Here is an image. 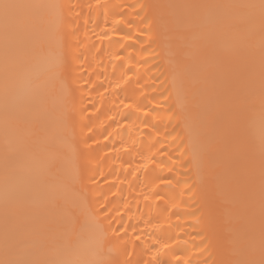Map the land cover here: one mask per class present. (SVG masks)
Here are the masks:
<instances>
[{"label":"bare ground","instance_id":"1","mask_svg":"<svg viewBox=\"0 0 264 264\" xmlns=\"http://www.w3.org/2000/svg\"><path fill=\"white\" fill-rule=\"evenodd\" d=\"M54 2L66 6V62L44 143L61 154L65 169L57 175L65 182L72 183L73 161L78 167L75 188L83 203L69 195L48 207L35 174L22 173V209L5 217L4 156L17 137L11 130L5 136L0 107V257L6 228L13 241L48 239L44 229L59 224L78 231L89 214L116 236L127 227L133 264H151L157 241L170 243L180 264H222L243 247L250 229L258 240L259 145L236 133L233 100L252 84L259 88V34L250 38L249 54L234 46L249 38L243 9L168 7L254 0H100L99 7L96 0ZM140 5L154 6L144 10L152 18L150 32ZM19 39L27 41V30ZM2 80L0 55V93ZM161 176L172 184H159ZM109 246L123 261L124 242L113 237Z\"/></svg>","mask_w":264,"mask_h":264},{"label":"snow or ice","instance_id":"2","mask_svg":"<svg viewBox=\"0 0 264 264\" xmlns=\"http://www.w3.org/2000/svg\"><path fill=\"white\" fill-rule=\"evenodd\" d=\"M96 3L99 7L100 0H96ZM65 7L54 0H0V55L3 72L0 107L3 112L5 136L7 137L11 130L17 137L11 154L6 150L4 156L3 206L6 218L10 211L22 209V173L35 174L37 183L43 190L42 203L48 207H55L62 200L66 202L69 195L73 202L83 203L75 188V184L80 180L78 167L73 161L72 183L65 182L57 175L65 169L61 154L44 143V137L49 132L50 104L54 92L57 86L64 87ZM150 7L154 6L140 5L142 13H138L142 16L145 30L149 32L152 18L144 10ZM168 7L193 12L224 8L243 9L249 20L246 29L249 38L236 39L234 46L238 50L246 49L251 54L253 45L250 38L258 32L264 68V0H254L242 5L179 4ZM24 30H27L28 35L26 42L19 39ZM126 38H130V35ZM257 105L260 106L258 112ZM125 106L132 105L129 103ZM233 124L238 135H246L251 142H258L259 145L261 223L259 239L257 240L255 229H250L243 247L234 254V258L226 259L222 264H264V72L259 88L252 84L234 98ZM196 155L197 149L194 148V160ZM255 167L253 160L250 175L253 184L256 180ZM168 171L171 172L172 169L169 168ZM158 182L161 185H171L172 178L161 176ZM156 196L160 200L164 199L160 193H156ZM44 231L50 233L48 239L13 241L6 228L0 264H133L131 254L127 251L130 241L126 226L123 229L124 235L116 236L115 230H105L97 217L89 214L78 231L71 226L59 224ZM113 237L126 245L123 261L111 256L109 241ZM134 239L138 240L139 236L134 235ZM157 244L158 247L152 252L151 264H180L182 257L175 255L170 243L157 241ZM169 254H172V259H162Z\"/></svg>","mask_w":264,"mask_h":264}]
</instances>
